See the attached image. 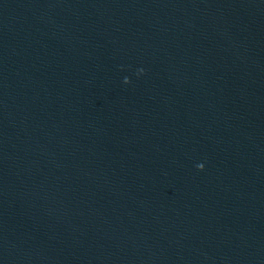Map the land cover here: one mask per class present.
I'll return each mask as SVG.
<instances>
[{"label": "water", "instance_id": "water-1", "mask_svg": "<svg viewBox=\"0 0 264 264\" xmlns=\"http://www.w3.org/2000/svg\"><path fill=\"white\" fill-rule=\"evenodd\" d=\"M0 198L81 264H264V0H0Z\"/></svg>", "mask_w": 264, "mask_h": 264}, {"label": "clouds", "instance_id": "clouds-1", "mask_svg": "<svg viewBox=\"0 0 264 264\" xmlns=\"http://www.w3.org/2000/svg\"><path fill=\"white\" fill-rule=\"evenodd\" d=\"M142 71V70H141ZM128 82V78L127 77H125V83H127ZM197 167L198 168H203V165L202 164H199V165H197Z\"/></svg>", "mask_w": 264, "mask_h": 264}]
</instances>
